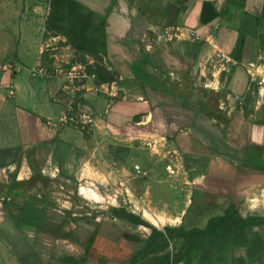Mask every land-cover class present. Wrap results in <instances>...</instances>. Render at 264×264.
Returning <instances> with one entry per match:
<instances>
[{"label":"crops","instance_id":"1","mask_svg":"<svg viewBox=\"0 0 264 264\" xmlns=\"http://www.w3.org/2000/svg\"><path fill=\"white\" fill-rule=\"evenodd\" d=\"M188 30L202 40L185 39ZM218 50L231 60L224 67L211 61ZM98 59L113 75L99 83L106 92L76 97L95 114L94 137L108 127L111 136L189 149L205 191L224 202L206 221L221 216L239 188L264 183V98L248 87L240 64L264 60V0H0V264H21L36 252L13 218L34 229L46 215L52 150L87 149L78 129L47 123L67 98L59 79L32 69ZM234 94L243 95L242 106ZM45 234L38 232L41 241ZM39 264H47L45 255Z\"/></svg>","mask_w":264,"mask_h":264},{"label":"rangeland","instance_id":"2","mask_svg":"<svg viewBox=\"0 0 264 264\" xmlns=\"http://www.w3.org/2000/svg\"><path fill=\"white\" fill-rule=\"evenodd\" d=\"M79 131L86 138L87 149L52 150L56 166L48 172L52 183L45 188L46 215L41 219L37 215L40 220L34 229L29 221L13 218L17 230L30 240V251L36 247L34 255L30 253L21 264H39L44 255L47 264H127L133 255L136 258L131 264H159L166 254L179 251L183 239L170 240L161 251L138 255L146 246L150 228L129 223L114 211L130 213L166 233L165 228L179 225L201 226L224 204L223 200L214 203L205 191L200 160L189 149H169L164 142L139 136H111L105 130L99 138L93 131ZM238 195L232 198L241 217L264 216V183L239 188ZM145 213L152 220L145 219ZM38 232L51 234L41 241ZM66 237L67 246L62 241ZM240 239L228 242L225 249L224 244L214 243V236L195 238L188 264H264V225L243 229ZM80 246L85 248L83 253Z\"/></svg>","mask_w":264,"mask_h":264},{"label":"built area","instance_id":"3","mask_svg":"<svg viewBox=\"0 0 264 264\" xmlns=\"http://www.w3.org/2000/svg\"><path fill=\"white\" fill-rule=\"evenodd\" d=\"M173 35L170 36L172 38ZM185 39L199 41L202 37L193 32L186 31ZM44 48L39 50L42 54ZM211 61L217 66H225L230 63V58L222 51H216ZM247 76V83L249 88H253L257 98H264V60L260 61H244L240 63ZM223 66V67H224ZM222 67V68H223ZM223 70V69H221ZM32 72L42 78H57L60 80V89L67 98L63 113L56 121H48L53 127H72L84 132H92L95 129V114L90 110H83L78 107L76 97L79 91H93L95 95L98 92H106L100 89L102 84L96 83V77L93 73L86 70L85 65L81 63H61L51 62L49 64H39ZM108 95L114 96L115 93ZM232 101L238 106L243 104V95L234 94L231 96Z\"/></svg>","mask_w":264,"mask_h":264},{"label":"trees","instance_id":"4","mask_svg":"<svg viewBox=\"0 0 264 264\" xmlns=\"http://www.w3.org/2000/svg\"><path fill=\"white\" fill-rule=\"evenodd\" d=\"M86 70L87 72L93 73L95 75L97 83L109 82L113 78V75L105 69L104 65L99 59L95 60L92 65H86ZM114 212L117 216L125 219L129 223L144 225L150 228L151 231L148 235L146 246L142 252L138 253V255H142L153 250L161 251L164 245L170 240L175 238L183 239L184 242L179 251L172 256L166 254L162 262L159 264H169L170 261H184V264H188V259L190 256L189 251L193 246V240L195 238L201 237L204 239L209 235L214 236L216 238L214 243L221 246L224 244L225 246L228 242H232L233 239H236L235 241H240V232L243 229L264 225V216L247 215L245 217H241L237 211L234 199H231L227 203L221 216L208 218L202 228H184V226L179 225L176 228H165L166 233L157 231L153 227H150L145 221L130 213L124 211ZM227 223L229 226H227ZM225 249H227V247ZM134 258L136 257L133 255L127 264H131L134 261Z\"/></svg>","mask_w":264,"mask_h":264},{"label":"bare ground","instance_id":"5","mask_svg":"<svg viewBox=\"0 0 264 264\" xmlns=\"http://www.w3.org/2000/svg\"><path fill=\"white\" fill-rule=\"evenodd\" d=\"M144 218L147 219L148 221L152 220V217L149 216L147 213L144 214Z\"/></svg>","mask_w":264,"mask_h":264}]
</instances>
